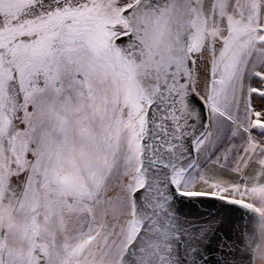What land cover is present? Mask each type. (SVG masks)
Instances as JSON below:
<instances>
[{"label": "snow or ice", "instance_id": "snow-or-ice-1", "mask_svg": "<svg viewBox=\"0 0 264 264\" xmlns=\"http://www.w3.org/2000/svg\"><path fill=\"white\" fill-rule=\"evenodd\" d=\"M264 264V0H0V264Z\"/></svg>", "mask_w": 264, "mask_h": 264}, {"label": "rangeland", "instance_id": "rangeland-1", "mask_svg": "<svg viewBox=\"0 0 264 264\" xmlns=\"http://www.w3.org/2000/svg\"><path fill=\"white\" fill-rule=\"evenodd\" d=\"M256 264H262V262L260 260H257Z\"/></svg>", "mask_w": 264, "mask_h": 264}]
</instances>
